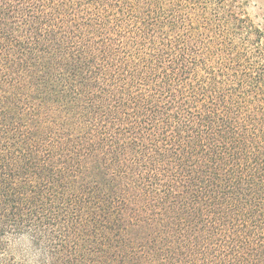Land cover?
Segmentation results:
<instances>
[{
    "label": "trees",
    "instance_id": "1",
    "mask_svg": "<svg viewBox=\"0 0 264 264\" xmlns=\"http://www.w3.org/2000/svg\"><path fill=\"white\" fill-rule=\"evenodd\" d=\"M246 5L0 0V264H264Z\"/></svg>",
    "mask_w": 264,
    "mask_h": 264
},
{
    "label": "rangeland",
    "instance_id": "2",
    "mask_svg": "<svg viewBox=\"0 0 264 264\" xmlns=\"http://www.w3.org/2000/svg\"><path fill=\"white\" fill-rule=\"evenodd\" d=\"M250 17L264 29V0H246Z\"/></svg>",
    "mask_w": 264,
    "mask_h": 264
}]
</instances>
